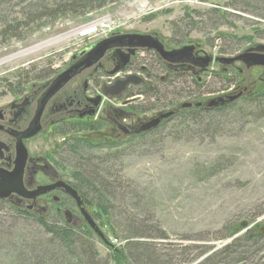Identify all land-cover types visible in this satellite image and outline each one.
<instances>
[{
    "label": "rangeland",
    "instance_id": "1",
    "mask_svg": "<svg viewBox=\"0 0 264 264\" xmlns=\"http://www.w3.org/2000/svg\"><path fill=\"white\" fill-rule=\"evenodd\" d=\"M41 1L0 0V107L22 100L34 91L35 85L53 81L93 46L114 35L110 34L111 31L89 34L92 23L102 19L116 23L113 33L118 30L123 34L156 36L165 41L169 49L179 46L174 42L186 39L183 44L190 42L199 53V59H212L206 68L192 66L198 73L206 71V74L188 75L189 79H185L187 75H182L179 82L175 81L162 91L166 99L161 102L140 97L130 108L134 123L158 113L177 110L190 102L186 94L192 91L205 94L195 100L198 103L216 99L227 102L237 88L240 96L235 102L244 94L264 87V69H247L241 62L221 65L213 61L215 58H233L257 45H264V40L260 38L264 33V0H118L99 11L53 20L37 18L47 6ZM25 13L30 15L29 21L22 19ZM4 26L8 27L5 32ZM9 32L17 37H12ZM221 52H225L224 55L219 54ZM141 55H146L143 60L150 59L149 54ZM103 64L109 70V63ZM51 73L54 74L48 77ZM101 74L98 81L103 83H114L118 76L116 73L110 77ZM84 77L81 74L72 81L70 79V83L65 86L68 81L65 88L62 87L63 90L59 89L52 95L60 90L58 96L69 95L77 87L79 92ZM195 80L199 82L198 88L190 86ZM97 91L94 81L89 94ZM107 99L103 98L100 110L104 108L103 104L121 105ZM166 103L176 105L161 109L164 106L160 105ZM220 107L223 106L210 109ZM235 112L224 114L222 124L228 123V127L216 130L215 135H199L190 139V134L179 133L173 124H168L156 135H148L143 140L127 136L116 139L111 130L113 126L99 112L95 116L97 119L65 122L61 126L46 124L44 131L49 136H46L47 139L38 137L30 148H39L42 144L41 147L46 146L49 150L56 149L65 140L57 151L41 152L52 156L63 179L77 186L79 194L91 204L90 214L87 215L110 245L117 249L125 247L126 242L142 240L126 241L124 222L126 217H134L145 226L157 227L163 233L162 240L150 241V244L158 255L163 254L171 261L169 264H197L204 256L191 262L194 257L203 252L209 256L233 238L247 233L264 236V118L248 119ZM85 125L95 129L84 131ZM67 127L72 130L67 132ZM58 130L71 134L68 137L72 141H66L68 137L62 136ZM69 151H75V156ZM116 153L119 154L110 167L127 189L117 193L126 197L118 196L112 201L109 198V212L105 216L95 206L90 190L80 181L82 176L87 177L83 174L86 163L80 158H85L82 155L95 158L105 154L111 159ZM63 200L71 214L84 222L75 206ZM5 203H0V218L7 221L5 229L11 225L20 235L36 231L35 225L11 218L9 206L12 205ZM54 207H51V214L55 212ZM80 220L74 221V227L87 225ZM235 223L241 224L235 237L220 240L225 234V227ZM2 227L0 230H4ZM92 244L98 259L103 262L109 260L107 246L96 236ZM258 248L260 252L249 256L246 264H264V241ZM6 252H0V264H10Z\"/></svg>",
    "mask_w": 264,
    "mask_h": 264
},
{
    "label": "trees",
    "instance_id": "2",
    "mask_svg": "<svg viewBox=\"0 0 264 264\" xmlns=\"http://www.w3.org/2000/svg\"><path fill=\"white\" fill-rule=\"evenodd\" d=\"M118 0H42L41 3L47 4L43 10L38 13L37 18L45 19H56L58 17H65L67 15H82L86 12H94L104 9L106 6L117 2ZM197 14V13H196ZM195 14V15H196ZM22 17V16H21ZM26 18L27 21L30 19L28 13L24 14L22 19ZM17 25V23H15ZM4 26L3 32L6 31ZM8 28V27H7ZM13 32V31H12ZM11 33V32H9ZM9 33H4L7 35ZM12 37H17V35H12ZM264 40V33H261ZM186 39H182L174 42L176 45H181ZM225 52L219 54L224 55ZM151 60V67L156 68L154 60ZM148 64V63H147ZM150 66V65H149ZM48 75V77L52 76ZM47 77V78H48ZM189 79L188 76H185ZM46 78V79H47ZM183 78L182 75H177L171 77L170 81H165L160 83L158 79L154 80L151 89L149 87H143L139 89V94L142 98L146 97L149 99H157L158 102L166 99L162 95V91L167 90L171 84L175 81H180ZM198 81V79H197ZM196 80L190 83V86L199 87V82ZM202 85V84H200ZM193 89V87H192ZM190 102H195L201 99V96L205 94L197 93L192 91L186 94ZM194 100V101H193ZM196 103V102H195ZM174 104H162L160 107L170 108ZM237 108V109H236ZM235 110H237L235 112ZM236 113L247 117L254 118H264V87L252 92H248L241 96L237 101L232 104L225 105L220 108L210 109V108H192L173 116L157 129H152V131L145 133L136 137L135 139H141L148 137V135H156L160 129H163L168 124H173V128L178 130L179 133H186L184 135L190 134V139H195L199 135H215L216 130L222 131V127L228 123L222 124L225 116L224 114ZM228 127V126H227ZM84 131L94 130L93 126L85 125ZM74 129V128H73ZM81 129V128H80ZM72 128L67 130L71 131ZM79 130V129H78ZM201 133V134H199ZM80 143V142H78ZM83 145V143H81ZM86 146V145H84ZM78 148V147H77ZM79 149V148H78ZM71 155L75 156V151H69ZM119 153L108 159L106 155H96L95 158H90L87 155H82L85 158L80 160L86 163V169L83 174L87 177L80 178L83 185L87 187L91 194L93 195V201L96 203V207L100 208L103 214L106 216L108 214V200L112 201L118 196L126 197L123 193H117L121 190L127 191L125 187L121 184L118 179L119 175H115L112 171L113 163ZM124 156L123 154H120ZM106 167V169H103ZM91 178V180H88ZM119 180V181H118ZM73 189L79 193V188L73 186ZM131 193H128L130 195ZM1 204H6L5 201H0ZM9 212L12 214L11 218L16 220H21L24 222H29L36 226V231L32 233H24L22 235L16 233L15 229L10 225L7 226V221H2L0 218V252L7 251V257L10 258V264H169L171 261L167 260V257L163 254L158 255L151 247L150 241L162 240L164 235L157 227L145 226L142 222H139L134 217H126L125 222V235L126 241L138 240L134 243L126 242L125 247L117 248L111 245L107 246L109 252V260L106 262L98 259L97 252L92 244V239L95 234L87 225L74 227L72 225L66 224L62 215L48 213L43 217L30 216L25 212H22L15 208L14 206H9ZM241 224H229L225 227L224 235L220 240H226L227 238L235 237L238 233ZM113 229V228H112ZM111 233L115 235L113 230ZM157 234H153V232ZM244 234L242 237L233 238L230 243L223 246L217 252L205 256V252L194 257L193 260L199 258V256H204L203 260L197 264H246L248 263V258L251 255H257L259 253V244L264 241V236L261 235H251ZM97 238V237H96ZM99 240V239H98ZM100 241V240H99ZM128 243V244H127ZM211 248V247H210ZM10 252V254H9ZM189 263V262H187Z\"/></svg>",
    "mask_w": 264,
    "mask_h": 264
},
{
    "label": "flooded vegetation",
    "instance_id": "3",
    "mask_svg": "<svg viewBox=\"0 0 264 264\" xmlns=\"http://www.w3.org/2000/svg\"><path fill=\"white\" fill-rule=\"evenodd\" d=\"M112 34L114 35L108 37L107 39L117 35H137L133 33L123 34L122 32H118V30ZM151 38L157 40V42L161 44L164 52L176 50L187 45L191 46L190 42L188 43L186 41L180 46L169 49V45L167 46L165 41H161L156 36H151ZM191 48H193L191 56L195 59H199V53L197 50H195L192 46ZM108 51L109 53L104 54V56L94 66L83 70L80 74L74 75L73 78H71L70 81L81 74L85 75L82 88L79 92L77 87L75 90L71 91L69 95L63 94L58 96L60 91L70 83L69 81L63 88H61L58 94L45 98V95L51 85V80L50 82H45L42 85L33 86V88H35L34 91L22 100L12 101L6 106L0 107V173L8 174L14 171L21 158L20 151H26V156L24 158L20 174V183L26 192L35 191L37 187L52 186L57 183H65L68 186L73 187L71 183L64 180L60 175L55 167L54 161L52 160V156L41 152L57 151L58 147L65 143V140L62 141L63 143L58 144L56 149L52 148L49 150L46 146L41 147L42 144H40L39 148H30V144L34 143L38 137L47 139L46 136L48 137L49 133L44 131L46 124H50L51 126H61L65 122L74 123L75 121L82 119H97L95 116H97L99 112H102L101 114H104V117L107 119L109 124L113 126V129L111 130L116 139L120 140L123 136L138 137L152 130L141 132L139 134H134V131L140 130L142 126L151 120V118H155L161 114L158 113L150 118L137 120L136 123H134L133 116L131 114L132 110L130 108L134 103L138 102L140 97H142L138 92L140 88L152 86L151 82L156 79L162 83L170 81L171 77H175L177 75L197 76L199 74L202 75L203 73L206 74V71L198 73L197 70L188 64H173L165 62L164 59L161 60V56L158 53H155L154 50H144L123 45L121 47L112 48ZM141 53L149 54L150 58H152L154 63L157 65L156 68L152 69L151 59L143 60L142 58L146 55L143 56ZM75 63L70 64L69 68ZM103 63H109V70L104 68ZM101 73H104L107 77L113 76L115 73L118 76L116 77L114 83H103V81H98V79L102 77ZM129 76L139 77L141 79V85H128L115 96L103 95L104 88L113 87L114 85H117L119 81H122ZM94 81L95 85L98 87V91L97 93L91 95L89 94L91 93L90 88L93 87ZM243 91H245V89H243ZM239 92V89L236 88L230 96L237 93L240 94ZM104 97H107V100L120 102L121 105L114 107L110 104H103L104 108L100 110ZM44 99H46L45 104L40 106ZM128 110H130V112ZM186 110L188 109L180 110L179 107L177 110L172 111L174 113L173 116ZM36 111L37 113H40V115L35 127L33 123L36 121ZM167 120H163L159 126ZM24 122H26V124L22 127L21 124ZM67 125L69 126V124ZM76 126L77 125H75V127ZM69 128L70 127H67L66 131L69 130ZM35 129H37V132L33 133ZM123 129L130 132V134L124 132ZM59 133H61L62 136H65V138L68 137V135L71 136V134L66 135L65 131ZM66 141L70 142L72 140L68 137ZM42 142L45 143L44 141ZM79 196L82 199L81 208L83 213L90 214L89 210L92 208L91 204L85 201L80 194ZM63 199L70 201L80 214L76 203L68 197L61 188H57L45 195L38 196L35 199H27L16 194H11L8 198L2 201L10 203L18 210L25 212L30 216L43 217L44 215L52 212V206H55V213L63 216V212L69 210L67 209V205ZM73 220L78 222L80 219L73 215ZM80 223L83 224L84 222H81L80 220Z\"/></svg>",
    "mask_w": 264,
    "mask_h": 264
},
{
    "label": "water",
    "instance_id": "4",
    "mask_svg": "<svg viewBox=\"0 0 264 264\" xmlns=\"http://www.w3.org/2000/svg\"><path fill=\"white\" fill-rule=\"evenodd\" d=\"M123 45H127L130 47L154 50L158 53L165 61L173 64H188L189 66H197L200 69L206 68L212 61L210 57L203 59H195L191 56V52L193 48L187 45L182 48L171 50L169 52H164L163 47L157 40L151 38L146 35H121L114 36L109 39H105L100 43L96 44L88 51L85 55L79 59L73 66H71L66 71L62 72L59 76H57L52 82L45 95V98L50 97L55 91L61 89L74 75L80 74L83 70L89 69L94 66L99 60L104 56V54L112 49L121 47ZM214 62L219 63L221 65H233L235 62H241L247 69L251 67H259L264 69V45H257L253 49H248L244 53L237 55L233 58H215ZM141 80L135 76L126 77L124 80L119 81L117 85L113 87H108L103 89L104 96H115L120 91H122L129 84H137L140 83ZM240 94L229 97L228 101L225 102L224 99H216L210 102H189L180 106V110L192 109V108H212L218 106H224L228 103L233 102L236 98H238ZM46 102L44 99L40 106H43ZM40 113L36 115V121L33 125L36 127V122L38 121ZM174 115L173 112L161 113L155 118H153L149 123L145 124L141 127L140 130L134 131V134H139L141 132H147L152 129H155L159 126V124L163 120H167ZM124 132H127L123 129ZM37 132V129L33 131ZM130 134V132H127ZM22 147V145H21ZM21 158L18 163V166L14 169V171L8 174L0 173V200H4L8 198L11 194H16L18 196L25 197L27 199H35L38 196L45 195L57 188L63 189V192L70 197L75 203L77 208H79L80 215L83 218V221L87 224V226L91 229V231L95 234V236L106 246H111L109 242L105 239L103 233L96 226L95 222L91 220V217L85 213H83L81 205L82 199L78 195V193L70 186L65 183H57L52 186H41L37 187L35 191L26 192L20 183V174L21 168L23 167L24 158L26 156V151H20ZM26 192V193H25ZM63 218L66 224L74 226L73 215L70 211L66 210L63 212Z\"/></svg>",
    "mask_w": 264,
    "mask_h": 264
},
{
    "label": "built area",
    "instance_id": "5",
    "mask_svg": "<svg viewBox=\"0 0 264 264\" xmlns=\"http://www.w3.org/2000/svg\"><path fill=\"white\" fill-rule=\"evenodd\" d=\"M103 20V19H102ZM102 23H103V25L102 26H98V28L97 27H94V29L92 30V28L90 29V31H89V34H94V33H99V32H105V31H111V33L110 34H112L115 30H116V28L117 27H115V25H116V23L114 24V23H112V21H110V20H103L102 21ZM87 33V32H86ZM114 243H116V241H114Z\"/></svg>",
    "mask_w": 264,
    "mask_h": 264
},
{
    "label": "bare ground",
    "instance_id": "6",
    "mask_svg": "<svg viewBox=\"0 0 264 264\" xmlns=\"http://www.w3.org/2000/svg\"><path fill=\"white\" fill-rule=\"evenodd\" d=\"M102 21H103V20L96 21V22L92 23L90 29H91V28H94V27H97V28H98V26H101Z\"/></svg>",
    "mask_w": 264,
    "mask_h": 264
}]
</instances>
